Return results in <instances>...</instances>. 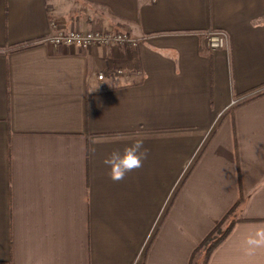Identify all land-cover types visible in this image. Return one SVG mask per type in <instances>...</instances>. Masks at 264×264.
<instances>
[{
    "label": "crops",
    "instance_id": "crops-1",
    "mask_svg": "<svg viewBox=\"0 0 264 264\" xmlns=\"http://www.w3.org/2000/svg\"><path fill=\"white\" fill-rule=\"evenodd\" d=\"M53 22L138 43L55 46ZM136 138L143 167L112 181L104 159ZM240 198L207 264H264L247 244L264 229V0H0V264H191Z\"/></svg>",
    "mask_w": 264,
    "mask_h": 264
},
{
    "label": "built area",
    "instance_id": "built-area-1",
    "mask_svg": "<svg viewBox=\"0 0 264 264\" xmlns=\"http://www.w3.org/2000/svg\"><path fill=\"white\" fill-rule=\"evenodd\" d=\"M56 33L46 38V41L55 46L67 45L81 49H87L95 45H109L112 43L137 45L138 41L131 36L110 31H81V30H61L53 22ZM206 39L207 47L211 51H216L227 46V32L219 28H210L202 33ZM103 78V75H100Z\"/></svg>",
    "mask_w": 264,
    "mask_h": 264
},
{
    "label": "clouds",
    "instance_id": "clouds-1",
    "mask_svg": "<svg viewBox=\"0 0 264 264\" xmlns=\"http://www.w3.org/2000/svg\"><path fill=\"white\" fill-rule=\"evenodd\" d=\"M148 155L149 149L144 146L143 138H136L126 144L123 150L114 149L103 163L108 167L109 178L114 182H119L125 179L128 173L142 168ZM247 244L256 247L264 246V229L257 231L254 238L249 237Z\"/></svg>",
    "mask_w": 264,
    "mask_h": 264
},
{
    "label": "trees",
    "instance_id": "trees-1",
    "mask_svg": "<svg viewBox=\"0 0 264 264\" xmlns=\"http://www.w3.org/2000/svg\"><path fill=\"white\" fill-rule=\"evenodd\" d=\"M33 43H24L13 47L14 50L24 49L32 46ZM260 94V93H258ZM244 204L243 198L231 208V210L224 216L222 221L212 230V232L203 240V242L197 247L193 254L191 264H195V261L202 258L201 264H207L214 249L222 243L232 232L235 224L241 221L238 217L241 208ZM198 257V259H196Z\"/></svg>",
    "mask_w": 264,
    "mask_h": 264
},
{
    "label": "rangeland",
    "instance_id": "rangeland-1",
    "mask_svg": "<svg viewBox=\"0 0 264 264\" xmlns=\"http://www.w3.org/2000/svg\"><path fill=\"white\" fill-rule=\"evenodd\" d=\"M103 16H104V18H108L107 20H111L109 17H107V16H108V14H107V13H105ZM121 28H122V27H121ZM106 29H111V28H110V26H107V28H106Z\"/></svg>",
    "mask_w": 264,
    "mask_h": 264
}]
</instances>
